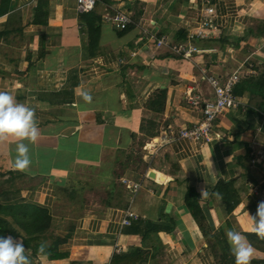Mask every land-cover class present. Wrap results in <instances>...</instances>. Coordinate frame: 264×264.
<instances>
[{
    "label": "crops",
    "instance_id": "1",
    "mask_svg": "<svg viewBox=\"0 0 264 264\" xmlns=\"http://www.w3.org/2000/svg\"><path fill=\"white\" fill-rule=\"evenodd\" d=\"M213 3L220 35L192 38L200 0H97L101 21L92 47L77 0H0V90L35 109L40 131L25 171L14 168L17 139L0 144V170L16 174L0 201L49 207L46 244L66 253L52 260L26 248L32 264H119L138 250L149 252L146 264H215L185 205L189 186L222 239L230 226L255 234L250 213L264 200V163L251 166L249 158L264 146V115L248 110L249 94L236 96L243 106L215 120L212 142L178 138L215 100L210 77H257L254 65L264 63V0ZM114 9L134 19L125 34L105 21ZM161 38L168 46L156 47ZM191 44L199 51L190 60L172 48ZM155 100L156 108L166 101L161 112ZM146 153L153 163L139 171ZM161 167L164 183L149 177ZM129 183L141 186L134 191ZM221 183L230 186L220 192ZM128 213L138 217L130 226L123 224ZM139 221L163 230L142 241L130 231ZM258 258L255 250L252 260Z\"/></svg>",
    "mask_w": 264,
    "mask_h": 264
},
{
    "label": "trees",
    "instance_id": "2",
    "mask_svg": "<svg viewBox=\"0 0 264 264\" xmlns=\"http://www.w3.org/2000/svg\"><path fill=\"white\" fill-rule=\"evenodd\" d=\"M44 3V1H41V5ZM84 19L86 20L84 27L86 28L87 35L90 39L89 45L94 47V41H97L99 37L98 24L101 21V18L98 17L94 12H91L89 15L84 16ZM132 24H130L127 29L120 30L122 31V34H125L130 29ZM260 34L264 35V30L260 31ZM186 36L187 32L179 37V39L176 36V39L178 42H184L186 40ZM254 68L259 73L257 77L253 75L243 76L240 79L239 84L236 86L234 93L239 97L248 93L250 107L248 110L253 112L258 111L264 114V63L260 62L257 64V66L254 65ZM222 82L225 83V79H223ZM165 103L166 101L161 102L160 108H156L157 101L155 100L152 104V107L154 108L155 112H161L165 106ZM155 119L156 117H153L151 123L145 122L144 126L151 127ZM145 137L156 138L157 134L148 132L145 134ZM129 149H133L132 145L129 147ZM151 162V155H147V153L146 155L140 154L138 161L139 166L136 169L140 171L144 166L147 168ZM17 175L20 174L17 173ZM15 177V173L9 171L8 169H1L0 187H14L13 184L16 182ZM72 181L81 182L76 178H73ZM223 186L229 187L230 185L225 183L219 184L217 187L219 188L220 192H222ZM199 202L200 195L198 194L196 188L194 186H189L185 197V205L197 224L199 230L201 231V234L203 235V242L207 245V251L214 259V263L235 264V258L230 252L227 239H222L224 234H222L221 230L214 232L211 229L209 223L207 222L204 209L200 206ZM162 213L163 211H161V214ZM160 217L161 220L170 222L173 226L175 225V223L166 216L162 215ZM52 219V211L49 207L30 203L23 199L11 203H3L0 201V236L12 235L16 238L23 239L25 247L32 251V255L34 257L39 255H47L50 259L57 260L66 256V253H61L58 248H55L53 245L49 244H46L45 253L37 254L38 246L41 243L47 242V233L51 227ZM134 225L135 227L133 229L131 228L130 231L139 233L142 241H144L152 233L161 232L163 230V228L151 221H139L134 223ZM229 228L233 229L232 226ZM171 229L172 228L169 230ZM247 237L254 249L261 253V258L252 260L251 264H264V239L259 238L256 234L247 235ZM131 254L134 256L130 257ZM148 258L149 252L144 251L143 253L141 250H138L119 259V264H127L125 263L127 259H130L128 264H146ZM112 264H116V258L112 259Z\"/></svg>",
    "mask_w": 264,
    "mask_h": 264
},
{
    "label": "clouds",
    "instance_id": "3",
    "mask_svg": "<svg viewBox=\"0 0 264 264\" xmlns=\"http://www.w3.org/2000/svg\"><path fill=\"white\" fill-rule=\"evenodd\" d=\"M85 101H91V96L84 94ZM40 136L35 109L17 101L16 97L6 90H0V144L7 142L9 137H15L16 157L14 168L25 171L31 165L29 145H34ZM27 141V143H25ZM202 197L206 191H202ZM252 231L264 239V200L257 205ZM227 242L235 264H251L255 249L247 236L235 229H226ZM46 252V242L37 248V254ZM0 264H32L31 255L26 249L23 239L12 235L0 236Z\"/></svg>",
    "mask_w": 264,
    "mask_h": 264
},
{
    "label": "built area",
    "instance_id": "4",
    "mask_svg": "<svg viewBox=\"0 0 264 264\" xmlns=\"http://www.w3.org/2000/svg\"><path fill=\"white\" fill-rule=\"evenodd\" d=\"M201 1V15L199 19V28L191 34L192 38H208L218 37L220 35L219 27L216 23V9L213 0H200ZM97 0H77V11L80 15H88L93 12L96 8ZM114 14L105 15V21H112L117 28L125 30L133 23V18L126 13H122L114 9ZM169 41L162 38L157 40L156 47H166ZM173 50L181 54L185 59L190 60L193 54L199 51L198 46L191 44L189 47H176L172 46ZM209 84L214 90L215 100L207 102L202 107L203 117L196 120L193 125L180 132L179 139H186L198 143L212 142L213 136V123L216 119L222 116L229 110H237L243 106L241 101L236 97L234 91L236 86L240 82L239 71L234 72L226 83H222L215 77L208 79ZM196 103V100L193 101ZM200 104H198L199 106ZM247 108H250L247 106ZM260 113V112H259ZM264 115L263 113H261ZM249 161L251 166L257 163H264V146L259 149H255L251 152ZM153 163V160L152 162ZM141 186L140 183H129V187L133 188L134 191ZM258 191V190H257ZM138 217L133 213H128L126 218L123 220V224L130 226L133 220ZM117 249L120 247L117 245Z\"/></svg>",
    "mask_w": 264,
    "mask_h": 264
},
{
    "label": "water",
    "instance_id": "5",
    "mask_svg": "<svg viewBox=\"0 0 264 264\" xmlns=\"http://www.w3.org/2000/svg\"><path fill=\"white\" fill-rule=\"evenodd\" d=\"M150 178L154 180H158L159 182L164 183L166 181V173L163 170V167L159 169V175L156 173H152L149 175Z\"/></svg>",
    "mask_w": 264,
    "mask_h": 264
},
{
    "label": "rangeland",
    "instance_id": "6",
    "mask_svg": "<svg viewBox=\"0 0 264 264\" xmlns=\"http://www.w3.org/2000/svg\"><path fill=\"white\" fill-rule=\"evenodd\" d=\"M127 14V13H126ZM7 179V178H6ZM7 188V186H3V187H0V194H2V191L4 190V189H6Z\"/></svg>",
    "mask_w": 264,
    "mask_h": 264
}]
</instances>
